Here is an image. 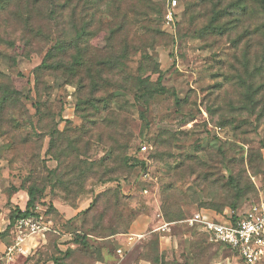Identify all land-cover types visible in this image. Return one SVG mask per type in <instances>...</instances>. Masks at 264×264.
Returning <instances> with one entry per match:
<instances>
[{
	"label": "rangeland",
	"instance_id": "rangeland-1",
	"mask_svg": "<svg viewBox=\"0 0 264 264\" xmlns=\"http://www.w3.org/2000/svg\"><path fill=\"white\" fill-rule=\"evenodd\" d=\"M67 1L0 0V78L17 91L0 107V237L31 186L50 228L0 264H95L111 234H144L154 264H245L184 220L264 198V0L241 3L239 24L238 0H77L58 17ZM99 22L38 91L49 50ZM100 59L116 65L90 77ZM59 200L79 212L63 218Z\"/></svg>",
	"mask_w": 264,
	"mask_h": 264
},
{
	"label": "built area",
	"instance_id": "built-area-1",
	"mask_svg": "<svg viewBox=\"0 0 264 264\" xmlns=\"http://www.w3.org/2000/svg\"><path fill=\"white\" fill-rule=\"evenodd\" d=\"M177 0H172L175 8ZM167 22L173 20L172 11L166 14ZM38 206L31 216L19 217L11 230L12 240L4 249L1 259L13 261L17 255L28 253L25 244L34 235L46 237L50 229L38 212ZM190 226L204 232L212 242L226 246L236 253L245 264L264 262V198L252 201L244 210L228 209L218 217L203 211H195L184 220ZM170 223L163 221L160 230L166 231ZM120 251V250H119Z\"/></svg>",
	"mask_w": 264,
	"mask_h": 264
},
{
	"label": "trees",
	"instance_id": "trees-1",
	"mask_svg": "<svg viewBox=\"0 0 264 264\" xmlns=\"http://www.w3.org/2000/svg\"><path fill=\"white\" fill-rule=\"evenodd\" d=\"M40 1V0H39ZM219 2H223L224 0H218ZM248 0H238L237 3L235 4V6H231L232 7H235V15L237 18L234 20V23L236 24H239L241 22V19L238 17L239 15V11L241 10L240 8V4L241 3H245L247 2ZM251 1H255V0H251ZM77 2V0H68L65 4H62L59 6V13L57 12L58 14V17H61L63 18L64 14L66 13L68 7L70 6V4H75ZM78 7V6H77ZM76 7V8H77ZM90 10V8H88ZM222 17L225 16L224 14L221 15ZM101 25V22L94 25L93 29H88L87 31L86 30H80L78 33H77V37L76 38H72L71 40H69V42L67 41H59V43L57 42V44H55L50 50H49V53L47 54V59H45L42 63V65L39 66V68L37 69V77H36V83H37V90L40 91L41 89V85H42V81H41V77H40V74L42 71H45V70H48V71H55V70H58L60 68H62V64L61 62H55V60H52V58H55L57 57L58 55H60L63 50L68 47L67 45H72V46H76L78 44V41L83 37L84 40H86V43L89 44V45H92L91 42L95 41L96 37L98 38V35L99 33L102 31V28H100ZM104 25V24H102ZM105 27V25H104ZM262 28L264 29V24L262 26ZM64 32H62L63 34ZM85 33V34H84ZM117 33V30H115L114 28H110L109 30V33H105L104 35V38L108 41V40H111L113 39V36ZM42 34V33H41ZM44 34V33H43ZM45 35V34H44ZM44 38H47V37H44ZM62 37L59 36L58 39L60 40ZM21 48H24L21 46ZM57 52L59 54H57ZM80 64H77V66H79ZM116 65L114 63H110V62H107L106 60H103V59H100V61H96L94 63H92V67H91V75L90 77H93L94 74L96 73V71H98L99 69H103L106 68V66L108 67V70H112L113 69V66ZM77 68V67H76ZM75 68V69H76ZM74 69V70H75ZM1 79V83H0V90H3L4 91V95L2 98H0V107L2 109L4 108H7V107H13V108H16L17 104L15 105V102L16 100L13 98V95L17 92L15 90V86L11 85L8 83V81H6L5 78H0ZM96 91L99 92L101 91V87L100 85H97L96 86ZM3 119V122H13V120H11V118L9 119V117L7 116H2L0 117V120ZM2 122V123H3ZM2 125V124H1ZM53 130V136H55L56 134L58 135H61V132H59V130L57 129V126L52 128ZM55 143H53L54 145ZM53 148V147H52ZM94 177V176H93ZM27 194L29 196L28 198V201H27V205H26V208L24 210H19L17 212L16 215H11L10 217V224H9V232H11V230L13 229L14 227V223L16 222V220L19 218V217H26V216H31L33 214V209L36 205V202H37V197H38V191L36 189V186H31L27 189ZM66 202V201H65ZM68 203V202H67ZM51 207L53 208V210L55 211V207L53 204H51ZM233 209H236L235 207H233ZM192 215V214H191ZM189 217V216H188ZM186 217V218H188ZM185 218V219H186ZM49 231V230H48ZM47 231V232H48ZM47 232H46V235H47ZM116 234H111L109 235L107 238L111 237V236H114ZM87 236L84 235L83 237V240H86ZM159 242V240H158ZM160 243V242H159ZM145 250H146V247H145ZM145 253V251H144ZM144 253H143V257L146 258L144 256ZM148 259V258H146ZM149 261H151L152 264H154L153 260H151L150 258L148 259ZM167 261V260H166ZM55 264H60L59 260H55L54 261ZM96 263V262H95Z\"/></svg>",
	"mask_w": 264,
	"mask_h": 264
},
{
	"label": "crops",
	"instance_id": "crops-1",
	"mask_svg": "<svg viewBox=\"0 0 264 264\" xmlns=\"http://www.w3.org/2000/svg\"><path fill=\"white\" fill-rule=\"evenodd\" d=\"M27 201L28 196L26 194L23 201L20 203L23 210L27 205ZM53 205L56 213L61 214L65 219H70V217L76 215L80 210L78 208L70 207L69 203L60 200ZM209 215L212 217H218L213 216L212 214ZM9 237L11 242L12 235L8 236V238ZM40 239L46 240V237H43L42 235L32 236L25 244V248L31 251L39 244ZM144 239V234H116L107 238L108 241L105 240L104 242L107 244L106 249L103 251L101 259L96 261L95 264H152L151 261L143 257L146 247ZM7 245L8 244L0 237V256L3 254ZM109 247L112 248L109 250ZM161 248L165 253L168 252L170 254V251L174 248L172 238L167 235L163 236L161 239ZM169 259L170 257L166 258V260Z\"/></svg>",
	"mask_w": 264,
	"mask_h": 264
}]
</instances>
